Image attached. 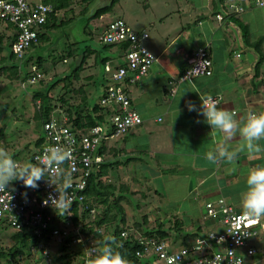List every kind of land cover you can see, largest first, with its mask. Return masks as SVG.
I'll use <instances>...</instances> for the list:
<instances>
[{
  "label": "rangeland",
  "instance_id": "obj_1",
  "mask_svg": "<svg viewBox=\"0 0 264 264\" xmlns=\"http://www.w3.org/2000/svg\"><path fill=\"white\" fill-rule=\"evenodd\" d=\"M109 2L110 0H95L82 13L81 10L86 5L76 2L70 6V10L59 12L56 21L57 24L62 21V24L54 30H49L47 32L48 40L28 51L22 61L14 57L10 59L11 49L7 47L6 42L4 43V48L0 52V69L3 68L0 73V128L3 130L2 135H0V146L5 147L11 156L15 155L14 160L19 163L30 162V155L35 151L34 141L42 134L38 121L34 120V114H36L38 107V104L34 103L32 99L34 92H44L53 82L69 76L67 80L61 81L52 91L53 103H56L54 100L59 97H64L74 106H81L85 99L86 107H92L99 102L102 86L108 85V75L105 73V65H102L101 60L109 58L113 60L114 64L119 62V51L116 48H106L99 41L104 24L123 19L133 30L148 33L149 38L145 42L146 48L157 57L159 63L170 60V65L173 66L176 62L183 64V59L180 60L182 56L173 53L175 49L179 47L183 55L184 51L187 52L199 47L204 41L203 37L209 36L210 38L208 29L216 23L210 22L211 18H214L212 0H119L111 12L101 18H91L96 9L107 5ZM229 2L235 4V0ZM239 2V5L245 7V12L236 15V20H232L231 23L236 26V29H231L229 34L227 32L225 40L229 41L231 49H236L238 53L244 56L247 54L245 50L249 48L243 46L241 41L235 37L243 35L244 30L241 23L246 18L253 19L249 24L251 37L264 36V9H253L250 0H239ZM215 7L217 12L224 13H222L220 5L216 4ZM197 16L203 18L201 26L196 25ZM2 27L4 26L2 25ZM223 30L225 31V28ZM216 38L219 39L220 35L218 34ZM215 45L217 46V44ZM88 50L93 51V55L85 60L82 69L79 70L77 66H79L83 56L87 55L86 51ZM177 51L179 50L177 49ZM38 57L44 59V65L41 69L43 82L30 85L25 81L23 82L24 88H22V81L16 79L10 81L8 78L9 67H19L20 79L22 80L24 74L31 70V63H26V61L30 58L34 61ZM142 131L145 130L142 128ZM132 138V135L127 136L129 141H132ZM121 139H110L106 142V146L108 148L113 147L117 151V145L122 143ZM110 155H112L111 152ZM109 156L107 155L105 158L113 163L117 162V156L115 158ZM134 156L136 161L129 163L127 167H125L124 162L129 160L120 159L119 161L123 160L120 167L117 169L116 165L113 169H109L107 176L116 189L122 185L129 186L131 189L132 193L122 195L124 199L120 202L125 211L126 227L131 229L130 233L134 232L138 236L142 233L141 228L145 232L147 229L155 227V220L168 228L169 225L171 226L170 221H174V219L180 220L183 224L180 232L185 236H191L197 232L199 237L201 235L206 237L210 231L218 233L222 230L220 226L210 230L201 199L196 201L193 198L170 199L172 195L169 192L172 189V182L162 184L161 180L155 181L153 179L154 174H163V179H166L168 175L169 178L170 173H172L171 170L164 168L157 170L155 165L149 161V157H145V154ZM148 164L151 165V168H148L147 173H145L143 170ZM134 172L140 175L135 177L132 174ZM177 175L179 174H172L170 177L175 182L180 183L184 177ZM154 189L159 191L158 195L153 193ZM136 190H141L142 196H146L142 197ZM164 190H166L164 192L165 197L160 193ZM166 192L169 196L166 195ZM178 192L180 190L176 191V193ZM95 209L102 214L105 206L98 204ZM115 213L113 210L111 215ZM117 224L118 226L121 225L118 220ZM2 231L0 233V247L8 251L13 245L12 236L16 231L9 227H5ZM169 238V242L178 240L170 248L173 252H177L180 248L178 242H180L181 237L175 238L174 234H171ZM249 245L256 251V254L252 258L243 254L244 260L253 264H264V232L260 231L257 237L250 240ZM49 246L50 255L48 257H43L40 251H35L31 253L30 259H27L28 255L25 254L22 263L34 264L38 259H42L39 264L41 262L46 264L48 258L55 256V250L58 247L55 243L53 245L51 243ZM70 250L84 251V247L79 244H71ZM6 259L8 256L0 257V264H8ZM143 262L145 264H163L162 261H158L152 255L146 256ZM74 263L77 264L78 261H74Z\"/></svg>",
  "mask_w": 264,
  "mask_h": 264
},
{
  "label": "built area",
  "instance_id": "obj_2",
  "mask_svg": "<svg viewBox=\"0 0 264 264\" xmlns=\"http://www.w3.org/2000/svg\"><path fill=\"white\" fill-rule=\"evenodd\" d=\"M250 5L257 9H264V0H250ZM230 13L240 14L243 7L230 3L227 5ZM52 12V6L45 0H0V20L14 27L16 36L11 50L14 57L22 61L28 50L38 44L39 28L43 25ZM218 22L223 21V14L215 16ZM148 33L135 31L122 19L110 21L102 26L99 41L103 45L127 44L123 52V65L111 66L106 63L104 70L108 75V85L105 95L100 100V105L106 107L111 116L104 125L94 126L84 134L73 133L70 128L56 118L43 125L44 139L30 162L39 164V157L49 146L60 145L71 149L74 159L64 165L72 176L73 186L68 189L73 197L74 205L82 207L85 201L84 192L92 169L104 161V156L99 153L101 144L110 139L120 137L131 129L139 127L143 121L139 113L131 107V102L125 92V84H135L147 77L152 66L158 62L145 46ZM208 45L200 47L188 61L187 69L179 75L176 83L192 81L199 77H208L212 74L211 61L208 58ZM238 57V56H237ZM31 71L34 73L35 68ZM40 75L26 80L30 85L37 83ZM24 88V83L21 84ZM171 94L175 89L170 90ZM222 102L221 96H214ZM201 105V104H200ZM48 177L41 180L38 189L26 188L22 181H16L15 187L8 186L5 192H0V227H9L16 232L23 228L30 229L36 236H40L49 226H54L53 217L57 213L50 205L45 206L49 195L58 196L56 185L50 186ZM22 193H27L26 200ZM206 217L215 226H220L218 233L211 232L206 238H197L191 249L180 248L177 252L170 250L171 245L166 241L155 239H139V245L144 246V252L153 254L158 261L167 264L168 257L180 255L182 264H201L205 260L213 264H253L244 260V255L252 258L256 251L249 245L260 231L264 232V221L257 225H241L235 221L240 215V210L234 209L224 199L204 205ZM62 224V222L60 223ZM239 233V234H237ZM51 235L55 244L62 243L69 235L68 229L63 227L53 228ZM122 236H125L123 233ZM82 239H75L71 244H78ZM80 243V242H79ZM216 248V250H214ZM87 251L95 253L94 247ZM187 252V255L182 253ZM48 257L50 253L44 251ZM147 255V256H148ZM140 256V254H138ZM51 259L48 258V264Z\"/></svg>",
  "mask_w": 264,
  "mask_h": 264
},
{
  "label": "crops",
  "instance_id": "obj_3",
  "mask_svg": "<svg viewBox=\"0 0 264 264\" xmlns=\"http://www.w3.org/2000/svg\"><path fill=\"white\" fill-rule=\"evenodd\" d=\"M229 1L226 0L224 5H229ZM239 3V0H235V4L241 6ZM241 7L244 13L245 7ZM235 18H225L222 22H218L213 17L210 20L216 22L208 29L210 38L203 37L204 41L199 46L209 45V57L212 61L210 76L176 83L179 75L188 65L190 54L199 48L184 51L182 55L178 47L179 51L175 49L173 53L182 56L180 60L183 59V64L176 62L171 66L170 60L157 62L152 66L147 77L133 85L128 83L124 85L131 99V107L139 113L143 123L122 137V143L117 145V161L128 159L125 165L127 167L129 163L136 161L134 155L145 154L157 170L169 169L172 171L170 176L177 173L179 174L177 176L184 177L182 181L179 180L180 183H177L170 176L168 178V175L163 179V174H154L155 181L161 180L162 184L172 182L170 199L193 198L194 201L201 199L205 205L207 202L222 198L234 209L241 211V194L247 190L246 178L249 170L264 166V154L250 158L246 153H240L235 164L222 162L217 166L210 163L205 158V154L215 147L220 137L212 131L205 118L198 114L200 96L209 95L221 96L220 108L235 111L236 118L241 121L249 112H264V36L251 37L249 24L253 19L246 18L241 23L250 43L263 39L262 61L257 68L259 55L252 47L245 45L243 35H238L235 39L249 48L244 49L247 52L244 56L236 49H231L229 41L225 40L226 33L229 34L231 29H236L231 23L232 20H236ZM202 19L197 16L196 25L201 26ZM218 34L219 39L216 38ZM119 62H121L120 58ZM172 89L176 90L174 94H171ZM189 101L196 106L197 111L188 110L186 104ZM128 135H132V141L127 139ZM238 142L239 135L233 141V147ZM259 143L264 146V141ZM148 168H151V165H146L143 171L147 173ZM138 175L140 174L134 172L135 177ZM179 190L180 192L176 193ZM156 191L158 192L157 189ZM165 191H160L163 197ZM207 224L210 230L217 228L210 220Z\"/></svg>",
  "mask_w": 264,
  "mask_h": 264
},
{
  "label": "trees",
  "instance_id": "obj_4",
  "mask_svg": "<svg viewBox=\"0 0 264 264\" xmlns=\"http://www.w3.org/2000/svg\"><path fill=\"white\" fill-rule=\"evenodd\" d=\"M94 1L95 0H45L46 4L52 6V12L47 18L46 22L43 25H41L39 28L38 44L48 40L47 32L49 30H54L55 28H57L59 25L62 24V21L60 22V24H57L56 21L57 14L59 12L70 10L69 9L70 6L73 3L78 2L82 5H86V7H84L81 10L82 13L85 12L87 6L93 3ZM118 1L119 0H110V2L107 5L96 9L91 18H101L103 15L111 12ZM225 1L226 0H212V4H213L212 15H214V18L217 14H221V13H217L215 7L216 4L221 6L222 13L224 12L223 13L224 19L236 17L237 14L228 12L227 6L224 5ZM2 25L4 27H2ZM15 36L16 33L14 27L0 20V52L4 48L5 42L7 44V47L11 49L12 44L15 41ZM243 39L245 45L252 47L255 50V52L259 55V62L257 63V68H258L259 64L262 61L261 45L263 39L260 38L256 42L250 43L249 40L247 39V35L245 31L243 32ZM37 45L32 46L28 51L35 48ZM104 46L106 48H116L120 53V54L118 53L119 55L118 58L121 59V62H118V64L117 63L114 64L113 60H110L109 58H104L101 60L103 66L106 65V63H109L113 67L114 65L121 66L124 64L122 61L123 52L127 48V44L104 45ZM197 49H195V51H193L190 54V58L194 55ZM86 52L87 55L83 56L79 66H77L79 70L82 69L85 60L90 55H93V51L91 50H88ZM208 54H209V45H208ZM9 57L10 59L14 57L12 50L10 52ZM208 58L211 61L209 56ZM26 63H31L30 69L34 67L35 72L33 73L31 70L27 71L21 80L20 79L21 72L19 67H9L8 78L10 79V81L16 79L22 81L21 82L22 84L28 78L32 76L36 77V75L38 74L41 77L38 79L37 83L43 82V75L41 73V69L44 65V59L38 57L33 61L30 58L29 60L26 61ZM187 67L188 65L186 66V69ZM2 69L3 68L0 69V73ZM186 69H184L183 72ZM211 70H212V61H211ZM67 78H69V76H66L63 79L53 82L51 85H49L46 88L44 92L38 91L32 94L33 102L38 104L36 114H34V120L36 122L38 121V125L40 126V130L42 131L41 132L42 134L39 135L34 141L35 151L30 155V159L32 155L36 154L37 150L39 149L40 145L43 142L44 139L43 125L46 122L50 121L52 118H56L59 121L65 123L73 133L82 135L85 133V131H87L88 129L94 126L104 125L108 121V118L111 116V112L106 107H102L100 105V100L102 96L105 95L106 86L104 85L102 86V94L101 97L99 98V102L93 105L92 107H86L85 104L86 99L84 100V103L81 106L80 105L74 106L70 104V102L67 101V99H65L64 97H59L58 99H55L54 101H56V103H53V98L51 95L52 91L56 88V86H58V84H60L61 81L63 82L67 80ZM65 93L67 94V92ZM2 133L3 130L2 128H0V135H2ZM127 133L117 138H122L123 136L127 135ZM110 152L112 155L109 156ZM99 153L104 156V161L103 163H101L98 166H95L92 169L90 177L87 181V187L84 192L85 201L83 206L79 207L74 205L69 210V213H66L65 215H59L55 213L54 214L55 216L53 217L54 226L53 225L49 226V228L45 230L40 236L34 235L32 231L27 228H23L20 231L15 232L14 235L12 236L13 245L8 249V251L3 250V248L0 247L1 249L0 257L8 256V259H6L8 264H24L22 263L23 261L22 259L24 258L25 254L28 255L27 259H30L31 253H34L35 251H40L43 257H46L47 255H44L43 252L46 251L50 253L49 244L51 243L52 245L54 244L51 235V230L53 228L61 227L62 224L64 228L68 229L69 235L62 243L56 244V246L58 247L55 250V256L52 257L53 259L50 258L51 259L50 264H60V263L75 264L74 261H78L77 264H85L90 257L99 254V251L104 244V237L109 235L115 237V240L117 242L116 246H114L115 250L120 251L121 254L124 255L131 262V264H145L143 262V259L148 255L144 252V246L139 245V239H143V240L155 239L156 241L169 242L168 240H170L169 238L170 235L174 234L175 238L181 237L180 242H178L180 248L185 247L191 249L195 244V240L197 238H206L201 234H200L201 236L199 237L198 236L199 234L197 232L192 234L191 236L182 235L180 230L182 229L183 224L178 219H174V221H170L171 226L169 225L168 228H165L163 223H160L157 220H155L154 223L155 227L147 229L145 232H143L141 228L140 230L142 233L139 234L138 236H136V233L134 232L130 233L131 229L126 227L125 224L126 217L124 215L125 211L124 209H122L120 202L124 199L122 195H124L125 193H132L131 189L129 186L127 187L125 185L117 187L116 189L115 185L110 183V181L107 178L108 170L113 169L116 165L118 169L120 167L119 164H121V161L123 160L113 163L111 162V160L106 159L105 157L107 155L109 157L113 156L112 158H115L117 156V151L113 147L108 148L106 146V143L101 144L99 148ZM12 157L13 159H15V155H13ZM124 163H125L124 165H126L128 161H125ZM132 174L134 175V173ZM16 185L17 182L13 181L9 186L15 187ZM138 188L140 189V186ZM140 191L138 192L142 196L143 193ZM118 193L119 195L117 196ZM153 193L158 195L159 191L157 192L154 190ZM98 204L105 206V209L103 210L102 214L99 213V211L97 212V210L95 209L96 205ZM113 210L116 213L111 215ZM117 220L121 224L120 225L121 227L118 226ZM61 222L62 224H60ZM103 227H105V230H103ZM1 232H3L2 227H0V233ZM211 232L212 231H210L209 233ZM123 233L125 234V236H122ZM80 238L82 239V241L78 244L81 247H84V251H80V250L71 251L70 245L73 242V240ZM176 240L177 239L173 240V242H169L170 245L171 246L175 245V243H177L178 241ZM121 244L123 245V247H119V245ZM90 247H94L95 253L91 254L88 251H86ZM138 254H140V256H138ZM151 255L154 256L153 254ZM41 260L42 259H38L36 262H34V264H39ZM46 264H48V262Z\"/></svg>",
  "mask_w": 264,
  "mask_h": 264
},
{
  "label": "clouds",
  "instance_id": "obj_5",
  "mask_svg": "<svg viewBox=\"0 0 264 264\" xmlns=\"http://www.w3.org/2000/svg\"><path fill=\"white\" fill-rule=\"evenodd\" d=\"M200 100L198 114L205 118L212 131L220 137L215 147L205 154L210 163L217 166L222 162L235 164L240 153H246L250 158L264 154V146L259 143L264 141V112H249L241 121L236 118L235 111L220 108L218 99L209 95L200 96ZM186 106L189 111H197L191 101ZM237 135L239 142L233 147ZM38 159L39 164H21L13 159L5 147L0 146V192H5L13 181H22L24 187L38 189V182L47 176L49 185H56L58 196L49 195L43 203L45 206L50 205L59 215L69 213L74 200L68 189L73 184L71 172L64 165L74 159L71 149L60 145L49 146ZM246 185L247 190L241 194L240 215L234 219L241 225H257L264 221V166L249 170ZM22 196L26 200L27 193H22ZM116 244L115 237H104L99 254L90 257L87 264H131L120 251L115 250ZM182 255H187V252ZM167 264H182L181 256L168 257ZM201 264H205V260ZM208 264L213 262L208 261Z\"/></svg>",
  "mask_w": 264,
  "mask_h": 264
},
{
  "label": "water",
  "instance_id": "obj_6",
  "mask_svg": "<svg viewBox=\"0 0 264 264\" xmlns=\"http://www.w3.org/2000/svg\"><path fill=\"white\" fill-rule=\"evenodd\" d=\"M238 212H240V211H238Z\"/></svg>",
  "mask_w": 264,
  "mask_h": 264
}]
</instances>
